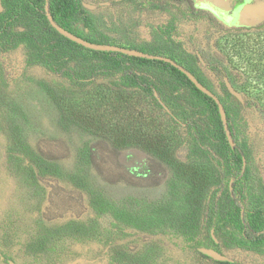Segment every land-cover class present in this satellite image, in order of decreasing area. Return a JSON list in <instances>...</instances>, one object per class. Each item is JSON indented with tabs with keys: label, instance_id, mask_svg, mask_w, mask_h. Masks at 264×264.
Segmentation results:
<instances>
[{
	"label": "rangeland",
	"instance_id": "obj_1",
	"mask_svg": "<svg viewBox=\"0 0 264 264\" xmlns=\"http://www.w3.org/2000/svg\"><path fill=\"white\" fill-rule=\"evenodd\" d=\"M85 1L98 4L87 11L98 32L78 22L77 33L169 56L218 95L248 155L244 215L264 208V111L254 103L242 105L224 84L232 75L236 89H250L247 58L264 42V23L227 30L205 16H191L190 0ZM150 1L168 3L171 12L151 8ZM16 8V0H0V27ZM255 22L244 6L240 23ZM46 25L26 9L8 33H0V264H215L200 257V248L236 264H264V249L239 243L243 236L236 227L217 234L213 246L201 212L186 224L192 185L143 145L161 138L174 162L198 170L211 206L226 184L223 164L213 151L198 155L197 129L183 124L182 116L181 123L174 121L153 95L126 86L120 68L78 81L73 70L85 73L112 62L42 35ZM142 69L172 76L154 65ZM186 92L200 106L201 126L214 143L219 126L213 110ZM166 105L180 115L168 100Z\"/></svg>",
	"mask_w": 264,
	"mask_h": 264
},
{
	"label": "trees",
	"instance_id": "obj_2",
	"mask_svg": "<svg viewBox=\"0 0 264 264\" xmlns=\"http://www.w3.org/2000/svg\"><path fill=\"white\" fill-rule=\"evenodd\" d=\"M84 1L85 0H49L50 12L54 20L69 31H72L73 33L82 36L83 38L92 42L110 43L108 39L102 37L101 35L99 40L92 39L90 37L83 36L82 34L77 33L74 30V25L78 22H81L82 26L85 29L98 32L95 22L87 13L89 9L85 8L83 5ZM190 1L191 16H201V13L197 11L195 7H193L192 0ZM46 2L47 0H16L17 8L8 17L4 25L0 27V33H8L10 23L21 16V14L26 9L33 10L38 13L47 24L45 26V29L40 31L42 35L49 34L55 37L63 46L81 48L92 53L105 56L112 62V65H99L96 66L93 70L87 71L85 73H79L73 70L72 74L78 81H91L94 80L100 72H112L116 68H120L123 72L126 86L132 88H140L144 92L153 95V97H155V99L159 102L160 106L164 107L166 110L168 108L166 105L167 100L174 106H176L180 110V115L176 111H171L169 108V111H167L173 117L174 121L181 123L180 118L182 116V118L185 120V123L183 124H186L190 128L197 129L196 132L198 135H200L201 138V142L196 145V152L198 153V155L206 158L211 153V151H213L211 154H215L220 157L221 163L223 164L222 177L226 183L224 186H221L220 192L213 197V204L210 206L206 204V199H204L206 197L204 192L207 187L198 170L193 167L174 162V159H172L169 155V148L163 143V140L161 138L158 139L160 140L159 144L155 143V139H149L146 143L143 144L145 148L149 149V151L156 155L158 158L167 161L174 167H176L178 174H180L181 177L186 179L192 185V199H190V203L193 209L192 217L189 221H186V224L190 223V221H194V216L196 219L198 213L201 212V214H203V228H206L208 226L210 227L209 237L213 246H217L218 244L216 240L217 234L223 232V230L226 228L236 227L237 229H239L243 236L242 240H240L239 243L253 249H264V208L256 207L250 213L246 215H244L243 213L242 215L243 208L240 204V200L241 198H243L242 186L244 180L247 179L249 172L247 168L243 172V162L244 158L247 161L248 155L246 151L241 149L237 143V134L232 122V116L226 106L224 105L227 112L229 127L236 142L234 148L231 146L227 138L216 101L212 97L201 91L199 88H197V86L190 80V78L179 68L163 60L135 57L123 54L121 52L99 51L86 48L78 44L77 42H74L65 37L52 26L45 10ZM141 5L145 4L141 3ZM149 5L151 8L156 10L159 9L165 12H171L170 5L165 2L163 3L162 1H150ZM136 49L148 52L144 48L137 47ZM253 51V55L247 58L250 62L246 64L247 70L251 75L250 79L252 81V85H250V89H248V91L244 90V92L240 89V92L244 96L245 104H242L234 95L230 93L225 84V81L224 84L227 93L235 97L242 105L250 106L254 103L260 111H264V42L261 44V47H255L254 49H252L251 53ZM148 53L161 55L156 51L155 53ZM196 58L198 59V57ZM178 63L181 64L180 62ZM151 65L169 71L172 76L167 77L163 73L151 76L147 72L143 71V66ZM184 67L190 70L188 67ZM192 73L196 76L194 72ZM62 74H68V71H66V73L62 72ZM196 77L198 78V76ZM236 78L237 77H233L232 75L229 78L233 85ZM199 81L203 83L202 80L199 79ZM186 88L190 89L192 93L197 95L203 103L207 104L213 110L219 126L218 130L215 132L216 140H214V143H211L209 133L201 126V122L199 119L200 106H198V104H196L193 99L187 96ZM72 120L76 124H81L85 127V129H87L86 126L81 123V121L75 118H72ZM207 139H209V142L207 141ZM135 142H138V145L141 144L139 140H136ZM140 164L142 165L141 169L143 170V172H147L149 168L147 167L146 162ZM232 180L233 183L231 190ZM209 250L216 253V255L208 252ZM197 253L201 258L212 260L215 264H236L235 261L225 257L220 253H217L212 248H200L197 250Z\"/></svg>",
	"mask_w": 264,
	"mask_h": 264
},
{
	"label": "water",
	"instance_id": "obj_3",
	"mask_svg": "<svg viewBox=\"0 0 264 264\" xmlns=\"http://www.w3.org/2000/svg\"><path fill=\"white\" fill-rule=\"evenodd\" d=\"M83 5L85 8L89 9V10H95L98 8V4H94L91 3L89 1H84ZM101 6H108L110 5L109 1H102L100 2ZM46 14L48 16L49 21L51 22L52 26L57 29L62 35H64L65 37L69 38L70 40L77 42L78 44L89 48V49H93V50H99V51H113V52H121L123 54L126 55H130V56H135V57H144V58H148V59H157V60H163L166 61L168 63H171L172 65H174L175 67L179 68L182 72H184L189 78L190 80L197 86V88H199L201 91H203L204 93H206L207 95H209L210 97H212L219 108V112L221 115V119L224 125V129L227 135V138L231 144V146L234 148L236 145V142L233 138L231 129L229 127V122H228V117H227V112L225 109V106L223 104V102L220 100V98L218 97V95H216L212 90H210L208 87H206L203 83H201L199 81V79L188 69H186L183 65L179 64L177 61L173 60L172 58L165 56V55H155V54H150L148 52L145 51H141L139 49L136 48H130V47H125V46H120V45H116V44H110V43H96V42H92L89 41L85 38H83L82 36H79L75 33H73L72 31H69L68 29L62 27L61 25H59L53 18L51 12H50V7H49V0H47L46 2ZM202 63L204 65H206V62L204 60V58L202 57V55L200 53H198ZM225 84L228 88V90L230 91V93L232 95H234L242 104H245V99L243 94L237 90L235 88V86L232 84V82L230 81V79L228 77L224 78ZM157 95V94H156ZM166 107V106H165ZM167 110L169 111V109L167 108ZM246 164L247 161L244 158V162H243V172L246 169ZM232 183L233 180L231 181V190H232ZM244 213V209L242 210V215ZM212 254H215L212 251H208ZM11 264H16L13 261L10 262Z\"/></svg>",
	"mask_w": 264,
	"mask_h": 264
},
{
	"label": "flooded vegetation",
	"instance_id": "obj_4",
	"mask_svg": "<svg viewBox=\"0 0 264 264\" xmlns=\"http://www.w3.org/2000/svg\"><path fill=\"white\" fill-rule=\"evenodd\" d=\"M192 5L201 13V16L207 17L209 21L227 30L254 27L264 23V0H192ZM244 6L252 9L253 17L256 19L255 23H240L241 10ZM198 53L200 52L196 55L202 63Z\"/></svg>",
	"mask_w": 264,
	"mask_h": 264
}]
</instances>
